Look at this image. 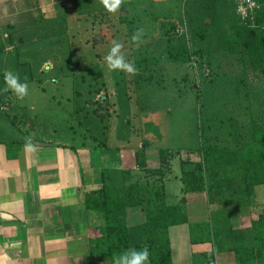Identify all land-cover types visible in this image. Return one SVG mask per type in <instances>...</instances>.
Masks as SVG:
<instances>
[{"label":"trees","instance_id":"16d2710c","mask_svg":"<svg viewBox=\"0 0 264 264\" xmlns=\"http://www.w3.org/2000/svg\"><path fill=\"white\" fill-rule=\"evenodd\" d=\"M81 1L83 10L93 13L101 25L130 28V36L140 27V17L133 16L139 11L138 0H124L115 14L108 13L99 0H75L76 9ZM197 1L200 15L191 13L187 23L155 17L159 26L150 43L142 42L141 50L147 56L136 63L138 74L134 75L136 88L147 91L143 94L148 100L156 74L164 69L163 59L187 61L191 69L195 66V74L182 81L188 85L187 92L195 94L199 106V142L189 150L197 159L182 161L176 178L181 182L182 196L176 200L167 189L169 161L175 154L170 148L158 149L160 166L150 168L147 150L151 146L143 140L135 154L134 169L122 168L113 185L108 184V170L102 171L100 187L85 194L84 206L89 219L99 222L91 248L99 250L109 264L114 254L144 247L151 253V264H174L170 231L183 225L189 228L192 245H211V251L201 256L202 263L215 264L217 256L230 254L237 264H264V209L257 208V187L264 186V0H257L259 9L248 20L237 15L238 0ZM34 13L21 14L11 26L45 18L37 6L35 18ZM199 18L201 26L192 27ZM224 21L235 22L230 36L220 31ZM186 26L199 42L208 32L215 36L210 40L214 45L220 44L221 37V45L236 55L240 75L228 80L221 74L218 54L208 55L203 48L184 51L178 44L181 50L175 47L179 29ZM206 55L210 56L207 75L194 60ZM250 73L257 80L251 79ZM189 163L193 167H187ZM241 193L251 210L257 209L250 212L248 227L237 221L236 202ZM195 194L207 196L209 216L204 221H190L188 196Z\"/></svg>","mask_w":264,"mask_h":264},{"label":"rangeland","instance_id":"374dc122","mask_svg":"<svg viewBox=\"0 0 264 264\" xmlns=\"http://www.w3.org/2000/svg\"><path fill=\"white\" fill-rule=\"evenodd\" d=\"M69 1L57 0L71 7L66 9L45 4L46 17L42 21L0 28V47H5L0 51V140L10 146L30 138L52 145L86 146L95 166L94 179H98V186L103 170H108V184L113 185L122 168L134 169L136 151L146 140L151 146L147 150L150 168L160 166L158 149L175 151L169 161L170 172L166 180L171 197L179 199L182 185L176 178L181 174V163L197 159L189 150L199 142V106L195 94L187 92L188 85L182 81L183 77L195 74V66L191 69L187 61L163 59L164 69L161 67L156 74L147 100L143 94L147 91L136 88L134 76L109 71L104 57L111 41L117 40L123 43L126 58L136 65L147 56L141 47L152 41L151 36L159 26L157 18L162 21L181 19L187 23L191 13L200 15L199 1L155 0L152 3L138 0L139 11L133 16L140 17L139 26L144 30L143 43L139 44L131 41L130 28L101 25L93 13L83 10L82 1L76 10L73 2L68 5ZM193 24L192 27L201 26L200 18ZM232 24L235 22L224 21L222 34L231 35L234 32ZM179 30L175 47L181 46L184 51L191 47L193 50L203 48L208 55L218 54L221 74L228 80L240 75L236 55L221 45V37L216 40L220 44L214 45L210 40L215 36L210 32L206 33L203 42H199L192 29L186 26ZM208 55L202 60L199 56L194 57L198 69L200 67L206 75L210 70ZM9 70L18 73L21 82L28 84V95L22 101L11 91H3L4 74ZM251 76L253 80L258 78L250 73ZM191 164L187 167H193ZM84 176H88L87 171ZM257 196V208L264 209L260 205L264 203V186L257 187ZM188 201L193 204L192 209L200 207L206 211L205 206L208 207L202 197L190 195ZM236 208L239 218L242 216L247 224L250 212H257L248 206L243 193L238 196ZM179 234L174 247L176 264H207L200 262V253L210 252V246L191 247L188 242L184 244ZM223 256L217 257L215 264H235L232 255L229 254L228 260Z\"/></svg>","mask_w":264,"mask_h":264},{"label":"crops","instance_id":"0c3cea01","mask_svg":"<svg viewBox=\"0 0 264 264\" xmlns=\"http://www.w3.org/2000/svg\"><path fill=\"white\" fill-rule=\"evenodd\" d=\"M74 1L68 5H76ZM47 3L55 9L71 8L57 0H0V28H12L11 24L26 12L35 11V18L36 6L46 17ZM30 140L34 145L32 152L25 150L26 140L12 146L0 140V264H109L99 250L91 248L99 222L89 219L84 197L100 185L94 179L90 151L86 146ZM119 166L122 168L123 163ZM84 171L88 176H84ZM192 196L207 201L205 194ZM260 205L264 208V203ZM192 207L188 203L191 222L208 218L209 207L205 206L207 212ZM239 216L238 223L248 227L250 220L247 224ZM177 234L191 247L212 248L210 244L192 245L187 225L174 227L170 231L174 264ZM223 257L228 260L229 254ZM232 259L237 264L234 256Z\"/></svg>","mask_w":264,"mask_h":264},{"label":"clouds","instance_id":"9594fccd","mask_svg":"<svg viewBox=\"0 0 264 264\" xmlns=\"http://www.w3.org/2000/svg\"><path fill=\"white\" fill-rule=\"evenodd\" d=\"M99 3L108 13L115 14L121 10L124 0H99ZM143 36L144 30L139 28L131 36V41L139 44L142 42ZM123 49L124 45L122 42L111 41V47L104 57L106 68L109 71L123 72L129 77L137 75L138 69L134 62L126 58ZM4 85L3 91H11L18 100L22 101L28 95V84L21 82L19 74L11 70L6 71L4 74ZM24 147L28 152L34 151V145L30 139L26 140ZM150 256L151 253L147 247L141 249L129 248L121 253L114 254L112 264H151Z\"/></svg>","mask_w":264,"mask_h":264},{"label":"built area","instance_id":"2783aa9c","mask_svg":"<svg viewBox=\"0 0 264 264\" xmlns=\"http://www.w3.org/2000/svg\"><path fill=\"white\" fill-rule=\"evenodd\" d=\"M257 9H259L257 0H238L237 12L243 20L253 19Z\"/></svg>","mask_w":264,"mask_h":264}]
</instances>
